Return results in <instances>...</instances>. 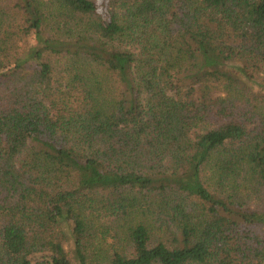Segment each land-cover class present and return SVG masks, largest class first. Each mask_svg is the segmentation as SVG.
I'll use <instances>...</instances> for the list:
<instances>
[{
  "label": "trees",
  "instance_id": "obj_1",
  "mask_svg": "<svg viewBox=\"0 0 264 264\" xmlns=\"http://www.w3.org/2000/svg\"><path fill=\"white\" fill-rule=\"evenodd\" d=\"M0 264H264V0H0Z\"/></svg>",
  "mask_w": 264,
  "mask_h": 264
}]
</instances>
